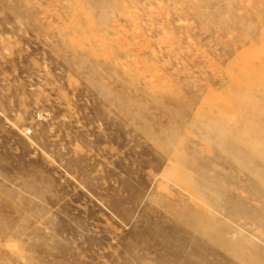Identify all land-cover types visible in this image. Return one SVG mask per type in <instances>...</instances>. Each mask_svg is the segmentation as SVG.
Returning a JSON list of instances; mask_svg holds the SVG:
<instances>
[{"label": "rangeland", "instance_id": "374dc122", "mask_svg": "<svg viewBox=\"0 0 264 264\" xmlns=\"http://www.w3.org/2000/svg\"><path fill=\"white\" fill-rule=\"evenodd\" d=\"M0 264H264V0H0Z\"/></svg>", "mask_w": 264, "mask_h": 264}]
</instances>
